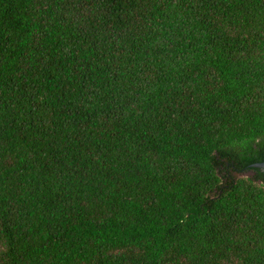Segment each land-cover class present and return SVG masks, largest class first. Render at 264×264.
<instances>
[{"label":"trees","instance_id":"16d2710c","mask_svg":"<svg viewBox=\"0 0 264 264\" xmlns=\"http://www.w3.org/2000/svg\"><path fill=\"white\" fill-rule=\"evenodd\" d=\"M264 0H0V264H264Z\"/></svg>","mask_w":264,"mask_h":264},{"label":"water","instance_id":"95a60500","mask_svg":"<svg viewBox=\"0 0 264 264\" xmlns=\"http://www.w3.org/2000/svg\"><path fill=\"white\" fill-rule=\"evenodd\" d=\"M249 167L255 168V169H258V170H261L262 172H264V162L258 163V164H252Z\"/></svg>","mask_w":264,"mask_h":264}]
</instances>
